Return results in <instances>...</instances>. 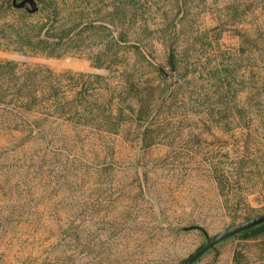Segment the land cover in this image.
<instances>
[{"label": "rangeland", "instance_id": "1", "mask_svg": "<svg viewBox=\"0 0 264 264\" xmlns=\"http://www.w3.org/2000/svg\"><path fill=\"white\" fill-rule=\"evenodd\" d=\"M32 1L16 7L36 12ZM58 1L63 55L0 48V60L67 91L71 108L50 115L47 138L18 133L0 110V236L11 243L0 264H180L206 240L184 226L213 235L263 214L264 69L253 55L264 0ZM135 63L137 88L122 69ZM147 95L151 117L138 122L131 109ZM54 247L66 261H34ZM192 264H264V233L225 238Z\"/></svg>", "mask_w": 264, "mask_h": 264}, {"label": "trees", "instance_id": "2", "mask_svg": "<svg viewBox=\"0 0 264 264\" xmlns=\"http://www.w3.org/2000/svg\"><path fill=\"white\" fill-rule=\"evenodd\" d=\"M23 1L0 0V48L20 53L63 55L64 52H61V46L68 43L70 29L67 26L56 25L60 14L59 1L35 0L39 10L33 13H29L25 8L16 7ZM38 12L43 13L44 18H37L36 14ZM16 14L17 17H14ZM118 41L119 39L116 42ZM262 41V47L258 49V55L256 57L253 55V58L260 59L264 69V40ZM94 62L97 66L105 65L106 68L110 67V63H112L106 64L107 61L98 56ZM167 63L175 72L180 71V62L175 53L170 54ZM122 69L123 74L129 75L126 80L129 86L137 88L141 81L140 69L137 64L135 63L132 66L122 64ZM38 71L39 69L36 70L28 66H19L14 60H0V110H2L1 114L5 113L8 116L10 123L14 122L15 127H13V130L18 133H28V136L34 134L35 137L47 138L48 134L50 135V132H52L51 126H46L50 115L56 111L64 113L66 110L70 111L71 108H68L67 91L64 90L63 94L59 95L60 86L52 81L42 82L38 78ZM132 77H134L133 80L137 79L136 83L133 82ZM178 79L175 82H178ZM262 85L264 86V76ZM177 94L178 86L170 95L169 100L174 99ZM152 101L151 95L140 98L136 103V108L132 107L131 109L135 120L144 122L151 117ZM40 108H43L48 115L43 117ZM147 134L148 132L145 131L143 138L145 141L148 139H146ZM46 140L48 142L52 141ZM33 141L36 142L37 140ZM147 143L150 144L151 141L149 140ZM233 201L234 199L230 200V196H228L225 199L226 206H232ZM261 233H264V223L234 234V236L240 235L243 238H250ZM65 240L63 244L66 243ZM9 245L4 244L0 236V259L4 263L10 257ZM62 252L57 247L50 248L35 255L34 261L43 263H51L57 259L66 261V258L61 256Z\"/></svg>", "mask_w": 264, "mask_h": 264}, {"label": "water", "instance_id": "3", "mask_svg": "<svg viewBox=\"0 0 264 264\" xmlns=\"http://www.w3.org/2000/svg\"><path fill=\"white\" fill-rule=\"evenodd\" d=\"M32 1V0H31ZM33 8L31 11H36L38 8L35 6L34 1H32ZM20 5H24L23 2L20 3ZM264 223V213L257 215L255 217L249 218L247 220L232 224L223 230L211 235L208 233V231L205 229V227L199 225V224H192L189 226H184L183 229H200L204 232L206 236V240L200 244L195 250H193L190 254H188L180 264H192L195 260H197L202 254H204L208 249L215 246L218 242L221 240L228 238L234 234H237L239 232H242L246 229H249L251 227L257 226Z\"/></svg>", "mask_w": 264, "mask_h": 264}]
</instances>
